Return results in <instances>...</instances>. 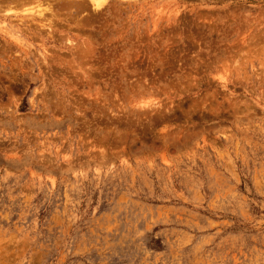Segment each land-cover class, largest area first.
Here are the masks:
<instances>
[{
    "label": "rangeland",
    "instance_id": "374dc122",
    "mask_svg": "<svg viewBox=\"0 0 264 264\" xmlns=\"http://www.w3.org/2000/svg\"><path fill=\"white\" fill-rule=\"evenodd\" d=\"M0 264H264V0H0Z\"/></svg>",
    "mask_w": 264,
    "mask_h": 264
},
{
    "label": "bare ground",
    "instance_id": "6f19581e",
    "mask_svg": "<svg viewBox=\"0 0 264 264\" xmlns=\"http://www.w3.org/2000/svg\"><path fill=\"white\" fill-rule=\"evenodd\" d=\"M101 2H102V0H101ZM100 3V2H99ZM46 8H42V10L40 9H37L38 11H37V15H39V14H41V11H42V13H43V11L45 10ZM8 10H9V8H8ZM32 11V10H31ZM33 12H35V11H33Z\"/></svg>",
    "mask_w": 264,
    "mask_h": 264
}]
</instances>
